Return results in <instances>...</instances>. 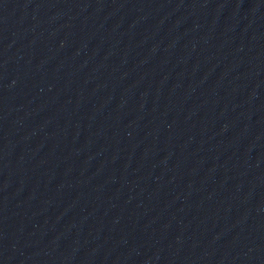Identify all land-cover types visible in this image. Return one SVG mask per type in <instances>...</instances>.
<instances>
[{"label":"water","instance_id":"1","mask_svg":"<svg viewBox=\"0 0 264 264\" xmlns=\"http://www.w3.org/2000/svg\"><path fill=\"white\" fill-rule=\"evenodd\" d=\"M0 264H264V0H0Z\"/></svg>","mask_w":264,"mask_h":264}]
</instances>
